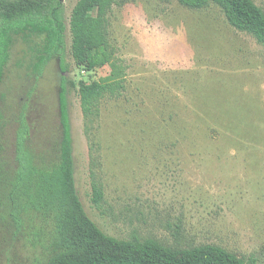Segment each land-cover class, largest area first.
<instances>
[{"label": "rangeland", "instance_id": "rangeland-1", "mask_svg": "<svg viewBox=\"0 0 264 264\" xmlns=\"http://www.w3.org/2000/svg\"><path fill=\"white\" fill-rule=\"evenodd\" d=\"M77 0H61L74 182L87 216L119 239L164 245L214 244L264 264V47L210 5L130 0L109 12V39L124 67V88L99 103L86 130L80 81L100 80L104 65L77 67L69 17ZM264 11V0H253ZM40 38L16 34L0 80V163L15 166L17 117L29 144L50 159L59 134L56 58L35 76ZM34 57V59H33ZM103 190L92 202L91 182ZM0 187V199L4 191ZM0 206V264H42V248L9 237Z\"/></svg>", "mask_w": 264, "mask_h": 264}, {"label": "trees", "instance_id": "trees-1", "mask_svg": "<svg viewBox=\"0 0 264 264\" xmlns=\"http://www.w3.org/2000/svg\"><path fill=\"white\" fill-rule=\"evenodd\" d=\"M130 0H77L71 9L70 55L86 71L108 65L100 80L78 83V96L86 130L99 114V103L115 97L124 88V67L115 57L109 39L108 15L113 5ZM191 9L216 5L233 28L252 35L264 47V11L253 0H177ZM65 23L60 0H0V80L10 57L16 34L40 38L36 44L33 72L42 73L56 58L60 77L59 134L50 159L29 144L30 127L24 112L17 117L15 166L8 173L0 163V206L9 237L24 239L31 248H42V264H254V258L239 257L214 244L190 247L164 245L156 239H119L102 232L87 216L74 182L72 138L67 91L75 82L64 73L66 63ZM33 57V59H34ZM92 202L103 200L101 184L91 182Z\"/></svg>", "mask_w": 264, "mask_h": 264}, {"label": "flooded vegetation", "instance_id": "flooded-vegetation-1", "mask_svg": "<svg viewBox=\"0 0 264 264\" xmlns=\"http://www.w3.org/2000/svg\"><path fill=\"white\" fill-rule=\"evenodd\" d=\"M45 67V66H44ZM43 71V70H42ZM39 76V75H38Z\"/></svg>", "mask_w": 264, "mask_h": 264}, {"label": "water", "instance_id": "water-1", "mask_svg": "<svg viewBox=\"0 0 264 264\" xmlns=\"http://www.w3.org/2000/svg\"><path fill=\"white\" fill-rule=\"evenodd\" d=\"M61 1V0H60Z\"/></svg>", "mask_w": 264, "mask_h": 264}]
</instances>
